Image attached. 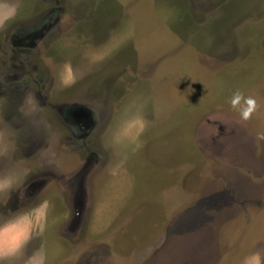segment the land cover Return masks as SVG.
Masks as SVG:
<instances>
[{
  "label": "rangeland",
  "instance_id": "374dc122",
  "mask_svg": "<svg viewBox=\"0 0 264 264\" xmlns=\"http://www.w3.org/2000/svg\"><path fill=\"white\" fill-rule=\"evenodd\" d=\"M9 2L0 177L13 186L0 220L47 208L43 230L0 264L264 255V0ZM65 64L75 79L61 86ZM237 92L256 101L246 121ZM137 114L143 130L120 135Z\"/></svg>",
  "mask_w": 264,
  "mask_h": 264
},
{
  "label": "clouds",
  "instance_id": "9594fccd",
  "mask_svg": "<svg viewBox=\"0 0 264 264\" xmlns=\"http://www.w3.org/2000/svg\"><path fill=\"white\" fill-rule=\"evenodd\" d=\"M17 12V6L9 0H0V27L11 21ZM61 86H67L74 82V73L70 64H65L57 73ZM233 108H238L242 121L250 118L255 111L256 101L245 98L237 92L230 101ZM145 127V121L137 114L125 122L120 135H127L135 129L136 135ZM119 139V136L116 137ZM135 139V135L132 136ZM257 140H264V133H257ZM13 186V178L10 176L0 177V192L8 191ZM47 202H43L29 211L14 215L11 218L0 220V261L20 251L31 238L35 230H43V221L46 215ZM29 264H44V256L40 255L35 261L30 260ZM241 264H264V255L260 251H250L245 255Z\"/></svg>",
  "mask_w": 264,
  "mask_h": 264
},
{
  "label": "crops",
  "instance_id": "0c3cea01",
  "mask_svg": "<svg viewBox=\"0 0 264 264\" xmlns=\"http://www.w3.org/2000/svg\"><path fill=\"white\" fill-rule=\"evenodd\" d=\"M187 118H188V116H187V114H186V117L184 118V117H182V119H184V120H187ZM183 120V121H184ZM182 124V123H181ZM189 129V128H188ZM184 131L186 130V129H183ZM183 136V135H182ZM187 136V132L184 134V137H185V141H186V145L188 146V144H189V142H190V140L186 137ZM104 193H106V192H104ZM112 204H115V203H112ZM103 211V210H102ZM101 211V212H102ZM109 211V210H108ZM101 212H98V215H100V213ZM116 212L117 211H115V210H113L110 214H109V216H108V220H110L109 221V223H111V221H114L115 222V219H116ZM90 218L92 219V221L94 222V224L93 225H95V220H94V218H92V216L90 215ZM108 223V224H109ZM87 230V229H86Z\"/></svg>",
  "mask_w": 264,
  "mask_h": 264
}]
</instances>
